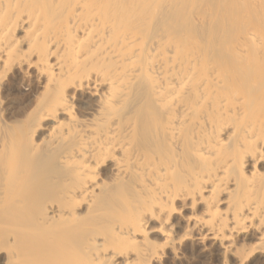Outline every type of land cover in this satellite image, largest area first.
<instances>
[{
  "label": "bare ground",
  "instance_id": "bare-ground-1",
  "mask_svg": "<svg viewBox=\"0 0 264 264\" xmlns=\"http://www.w3.org/2000/svg\"><path fill=\"white\" fill-rule=\"evenodd\" d=\"M14 91L0 264L264 261V0H0Z\"/></svg>",
  "mask_w": 264,
  "mask_h": 264
},
{
  "label": "rangeland",
  "instance_id": "rangeland-1",
  "mask_svg": "<svg viewBox=\"0 0 264 264\" xmlns=\"http://www.w3.org/2000/svg\"><path fill=\"white\" fill-rule=\"evenodd\" d=\"M14 93L16 92L14 91L13 93L8 94L6 99H2V104H1L2 107L0 110L2 114H6L8 110H14V112L18 111L17 108L18 101L17 99H15L16 96ZM7 107L8 109L6 110ZM173 223H175L174 225H181L183 223V218L181 216H176L173 220ZM155 225H156L155 223H151L150 227H154ZM174 229L175 230L177 229L176 226L174 227ZM176 232L178 235L181 234V230L179 231V229ZM149 238L154 241H160L161 236L159 233L152 231L149 233ZM245 238L246 236L242 234L235 236V240L238 241V243H242L243 239ZM155 264H237V263L235 262V259L231 256L223 258L221 248L218 247L213 242H211L210 240H206L204 241L203 244L198 245L191 239H182L177 244L176 250L174 252L170 250H166L164 257ZM244 264H264V261L260 254H254Z\"/></svg>",
  "mask_w": 264,
  "mask_h": 264
}]
</instances>
